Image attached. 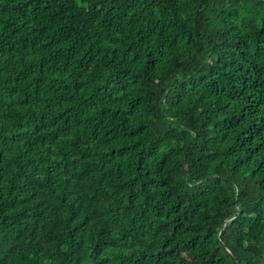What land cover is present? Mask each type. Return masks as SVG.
I'll return each mask as SVG.
<instances>
[{
	"label": "trees",
	"instance_id": "1",
	"mask_svg": "<svg viewBox=\"0 0 264 264\" xmlns=\"http://www.w3.org/2000/svg\"><path fill=\"white\" fill-rule=\"evenodd\" d=\"M0 264H264V0H0Z\"/></svg>",
	"mask_w": 264,
	"mask_h": 264
}]
</instances>
